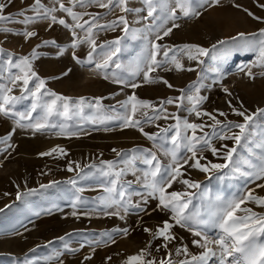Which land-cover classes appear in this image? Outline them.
Wrapping results in <instances>:
<instances>
[{
    "label": "rangeland",
    "instance_id": "374dc122",
    "mask_svg": "<svg viewBox=\"0 0 264 264\" xmlns=\"http://www.w3.org/2000/svg\"><path fill=\"white\" fill-rule=\"evenodd\" d=\"M6 2V0H0ZM66 6H71L69 0H63ZM34 3V0H14V2L5 10V14L11 13L17 20V13ZM42 3L52 6L51 0H42ZM233 3L240 4L242 8H236ZM264 4V0H221V5L207 7L202 10V15L194 18H186L177 10L179 18L175 23L179 28L173 29V32L162 40L155 41V31L147 33L146 25L149 21L142 20L146 16L147 9L143 0H128L127 6L130 9H141V11H130L122 13L119 8H113L111 12L107 9H101L96 6L83 9L74 8V11L100 13L102 15L101 23L115 20L120 15H125L129 21L130 29L136 31V38H133L130 32L127 36L117 27L115 30L99 31L97 43L104 41H113L118 38L121 40V53L118 59L123 64L134 61L142 54L145 46L150 48V41H155L162 47L179 46L185 43L198 44L204 48L210 49L207 56L201 57L202 63L189 61L183 58L185 69L192 68L193 71H165L156 69L150 73L151 77L160 78V82L147 84L143 82L142 73L134 78L132 82L140 84L138 88L122 87L114 84L111 80H105L102 76L96 75L90 71L92 66H81L77 64L70 54H58V46H64L71 41L70 30L64 28L58 23L49 27L48 20L37 19L35 23L24 25L18 22L0 24L13 29L12 32H0V47L5 49V53H12L13 58L29 55L33 49L39 53V57L33 61L34 70L41 78L46 81L45 87L63 96L79 98L102 97V104L108 109L111 106L119 108L118 101H123L128 95L133 93L143 100L150 101L156 108H159L160 102L169 97L175 98L181 95L180 89H186L193 82H201L204 87L201 88L200 95L206 96L199 108L217 116V119H225L234 122H243L242 117L232 113L229 101L232 107L240 108L242 104L249 112H255L257 108H264V76L259 75L260 68L253 67L251 70L256 73L255 78H250L245 73L247 66H251L257 60V53L244 47L245 39L238 36L239 33H245L246 39L252 37L248 34L258 33L259 29L264 28V23L252 19L242 9L247 8L254 15L264 18V8L258 5ZM175 5L173 4V7ZM58 8L59 5L57 4ZM29 16L34 15L31 11L26 13ZM58 19L63 18L68 23H72L71 17L66 13L57 12ZM84 19H90L84 16ZM167 26H171V22ZM26 30L35 31L36 36L25 39L23 33ZM81 36L84 33L77 30ZM148 36L145 40L142 37ZM162 35V32H161ZM236 37V40L232 38ZM56 41V44H43V41ZM228 41L227 44L219 46L220 51H211L212 45L218 41ZM40 47H37V46ZM87 45H81L76 50L77 55L84 59L88 52ZM6 59L4 57H0ZM116 59V58H114ZM162 60V53L157 56ZM169 67H171L169 65ZM114 68V65H113ZM243 69V70H241ZM70 70V71H69ZM112 69H110L111 71ZM67 72V75L62 73ZM6 75V74H5ZM167 80L172 87L169 88L162 81ZM5 81L0 80V83ZM227 88L231 95L223 91ZM13 95H20L19 87L13 89ZM30 99L22 101L17 105L18 110L24 111L30 105ZM187 106V101H185ZM164 107L168 113H176L181 118H186L193 123L212 124L207 116L197 117L194 113L189 114L184 108L178 109L176 104H165ZM88 110H86L87 112ZM150 114L152 109H147ZM228 113L227 117L219 116V112ZM114 114V113H112ZM35 115V114H34ZM73 125L70 131H77L76 136H58L56 132L59 129H50L44 132L33 133L28 129L16 128L11 136L9 143L13 146L6 151H0V264H24L26 259H31L37 264H122L128 256L138 253L145 248L149 242L152 244V256L157 260L165 258L166 252L172 251L173 260L185 259L183 255L176 256L175 248L187 246L192 255H199L203 249L192 243L194 237L191 232L179 226H175L172 231L176 239L169 245L168 249L160 247L164 242L162 238L152 240L149 233L144 228L155 229L163 221H170V214L160 212L157 208V200L150 199L145 205L147 213L129 212L124 218L111 215L105 216L99 209L96 212L90 210L99 204L96 199L105 195L100 186L101 181L106 180L101 173V168H106L101 161H118L116 149L121 153H127L129 156L135 149L155 151L153 141L147 139L144 133L153 134L159 131V127H168L175 123L174 119H160L155 123H144V133L135 128H121L119 121H109L106 125L91 124L81 121L69 122ZM79 124L80 127L75 125ZM159 125V127H157ZM14 127V121L10 117L0 115V137L8 135ZM107 127L108 131H105ZM205 131L210 129L205 128ZM233 131H238L233 129ZM197 135H201L197 130ZM229 135L231 133H228ZM59 145L66 151V155L53 154L51 156H41L40 153L47 152L51 148ZM213 145L220 150V154L213 156L210 150H205L203 155L206 160L201 163L211 161L213 163H224L222 153L225 151L221 146H234L232 140H213ZM5 145L0 144V148ZM254 147V146H253ZM249 152L253 149L249 148ZM190 156L191 153H185ZM162 162H167V158L161 155ZM72 163L74 169L78 163L84 171H68L69 163ZM192 161H189L191 163ZM242 163V161H241ZM95 165L96 167H90ZM122 166V165H120ZM145 165L138 163L137 169H143ZM229 169L221 172L206 174L197 169L184 165L182 171L183 178H189L198 181L201 184L199 189H187L193 192V204L199 206L201 197L208 193L212 198L217 195L231 197L234 194H246L249 190H255V195L264 196V188L257 187L258 184H264V179L251 180L234 173ZM246 170V169H242ZM141 175L137 171L136 176ZM136 176L131 172L124 177V180L131 181L130 191L136 193L145 192L141 182L136 180ZM221 176L223 178H221ZM75 179L76 183L71 184L68 181ZM56 182V183H53ZM41 185H51L48 188H41ZM127 187V185H126ZM29 189L36 191L31 196H25L17 200V192L25 193ZM79 191L87 203L78 205L75 209L78 216H72L73 208L71 199L73 194ZM186 187L179 182L173 183L168 189L171 191L183 192ZM133 201H139V195H133ZM53 205H59L53 208ZM10 206V207H6ZM251 207L257 212H264V208L257 207L255 204L248 203L242 205ZM53 208L51 212L47 211ZM90 212L84 215V212ZM111 211V210H110ZM39 212V215L35 213ZM171 222V221H170ZM128 228V235L121 232H113L115 243H101L99 246L87 243L89 240L99 238L100 234L114 229ZM215 229H209L207 234L209 238L216 235ZM19 234H16V233ZM66 234H72L68 240L69 247L78 248L79 251L69 253L64 250L63 242L59 237H66ZM51 242V243H49ZM84 244L80 248V244ZM95 247V252L92 248ZM160 247V251L156 249ZM35 250V251H32ZM57 251L63 254L57 259ZM86 255H91L90 260H84ZM53 257L48 261L46 257ZM107 257H111L108 260ZM210 264H216L215 258Z\"/></svg>",
    "mask_w": 264,
    "mask_h": 264
},
{
    "label": "snow or ice",
    "instance_id": "6c2138e0",
    "mask_svg": "<svg viewBox=\"0 0 264 264\" xmlns=\"http://www.w3.org/2000/svg\"><path fill=\"white\" fill-rule=\"evenodd\" d=\"M14 2V0H6L0 2V24L10 22H18L24 25L35 23L37 19L48 20L49 27L55 24L62 25L70 30L71 41L64 46H58V54L60 56L70 51L72 59L81 66H92L90 71L96 75L102 76L105 80H111L112 83L121 85L122 87L138 88L140 84L132 82L131 78L137 75H143V82L154 84L160 82V78L151 77L150 73L156 69L165 71H193L192 68L185 69L183 58L186 57L189 61H196L197 64L202 63L201 57L207 56L210 49L204 48L198 44L185 43L179 46L162 47L155 41L162 40L169 36L173 29L179 28L180 25L175 23L179 18L177 10L186 18H194L202 15V10L207 7L221 5V0H143L146 5L147 14L141 17L142 20L149 21L146 30L147 33L155 31V41H150V48L145 46L142 54L134 61L123 64L118 59V54L121 53V40L118 38L113 41H104L97 43V35L99 31L115 30L121 27V30L127 36L130 32L133 38H136V31L130 29L129 21L125 15H120L115 20L101 23L102 15L100 13H90L87 11H74L77 6L87 9L96 6L101 9H107L109 12L113 8H119L122 13L130 11H141V9H130L127 4L128 0H69L71 6H66L63 0H51L52 6L42 3V0H34V3L20 10L17 15L23 19L17 20L11 13L5 14V10ZM59 5L57 8L56 5ZM173 4L175 5L173 7ZM236 8H242L240 4L233 3ZM264 8V4L258 5ZM252 19L264 23V18L254 15L247 8L242 9ZM31 11L34 15L29 16L26 13ZM66 13L71 17L72 23L66 22L65 19L57 17L56 13ZM84 16L90 17L85 20ZM171 22V26H167ZM84 33L83 36L77 31ZM13 29L0 26V32L9 33ZM162 32V35H161ZM25 39H29L37 35L35 31L26 30L23 33ZM252 39H246L245 33H239L240 38L245 39L244 47L250 51L257 53V60L247 66L246 75L250 78H255L256 73L252 72L253 67L260 68L259 75L264 76V28L259 29L258 33L248 34ZM143 39L147 40L148 36L144 35ZM236 40V37L232 38ZM228 41L220 40L217 44L212 45L211 51L217 52L221 49L219 46L227 44ZM43 44H56V41H43ZM81 45L88 46L86 58L82 59L77 55L76 50ZM37 47H40L39 45ZM162 53L163 59L158 60L157 56ZM0 80L5 82L0 83V115L10 117L14 121L12 131L0 137V144L5 145L0 148V151H6L7 148L13 147L9 141L16 128L28 129L33 133L44 132L50 129H59L56 132L58 136H76L77 131H70L73 127L69 122L81 121L91 124L106 125L109 121H119L121 128H135L144 133V123H155L160 119H174L175 123L168 127H159V131L153 134L144 133L147 139L153 141L155 151L135 149L129 156L127 153H121L113 149L117 153L118 161H101L106 168H101V173L107 179L101 181V187L105 195L99 196L96 199L99 201L90 212H96L97 209L105 216H119L124 219L129 212L147 213L145 207L150 199L157 200V209L160 212L169 213L170 221L165 220L156 228H144V231L149 233L152 240L162 238L163 244L160 246L168 249V245L176 239L172 229L179 226L191 232L194 237L192 243L197 245L203 251L199 255H192L188 247L181 246L175 248V255H183L185 259L173 260L172 251L166 252L165 258L157 260L152 256V244L142 248L138 253L128 256L122 261V264H210V261L215 258L216 264H264V212H257L251 207L243 206L248 203L255 204L257 207L264 208V196L255 195L254 189L247 191L246 194H234L233 196L224 197L217 195L212 198L208 193H204L201 197L199 206L193 204L194 193L187 189H199L201 184L198 181L189 178H183L184 172L182 168L188 165L191 168L197 169L200 172L211 174L218 173L224 169H229L234 173H239L241 176L251 180L264 179V108H257L255 112H249L240 105V108L232 107L229 101V106L234 115L242 117L243 122H234L225 119L222 121L217 119V116L201 111L200 104L207 99L206 96L200 95L203 83L197 81L190 84L186 89H180L181 95L175 98L169 97L160 102V107L156 108L150 101L139 99L134 93L128 95L123 101H118L119 108L111 106L108 109L102 104V97H79L73 98L58 94L51 89L45 87L46 81L41 78L37 71L34 70L33 61L39 57L36 49L27 56L13 58L12 53H5V49L0 47ZM116 58V59H114ZM114 65V68H113ZM169 65L171 67H169ZM110 69H112L110 71ZM243 70V69H241ZM70 71V70H69ZM6 74V75H5ZM67 72L62 75H67ZM169 88L172 85L167 81H162ZM19 87L20 95H13V89ZM223 91L228 95L231 93L227 88ZM30 99V105L20 111L17 105L24 100ZM187 101V106H185ZM176 104L178 109L184 108L189 114L194 113L197 117L207 116L212 124L193 123L186 118H181L176 113H168L164 107L165 104ZM152 109L151 114L146 111ZM86 110H88L86 112ZM114 113V114H112ZM35 114V115H34ZM219 116L227 117L228 113L220 111ZM80 127L79 124L75 125ZM205 128L210 131H205ZM236 129L238 131H233ZM108 131L107 127L104 129ZM197 130L201 135H197ZM228 133H231L230 135ZM213 140H232L234 146L228 147L222 145V159L224 163H213L207 161L203 155L205 150H210L213 156L220 154V150L213 145ZM254 146V147H253ZM253 151L249 152L248 149ZM66 155L65 149L59 145L51 148L47 152L40 153L41 156H51L53 154ZM185 153H191L190 156ZM161 155L167 158V162H162ZM189 161H192L189 163ZM242 161V163H241ZM143 164V169H137V164ZM122 165V166H120ZM90 167H96L91 165ZM84 169L76 164V169L72 163L68 165V171ZM246 169V170H242ZM137 171L141 175L136 176ZM131 172L136 176V180L142 183L145 189L143 193H136L129 190L131 181L124 180V177ZM221 178H223L221 176ZM75 184L76 180L68 181ZM182 183L186 190L183 192L171 191L173 183ZM56 183V182H53ZM127 185V187H126ZM51 185H41V188H48ZM257 187L264 188V184H258ZM36 190L29 189L25 193L17 192V200L23 199L25 196H31ZM73 194L71 206L74 209L72 216H78V205L87 203L81 195ZM133 195H139V201H133ZM10 207V206H6ZM59 205H53V208H58ZM53 208L47 211L51 212ZM111 210V211H110ZM4 209H0V212ZM86 211L83 214L89 215ZM39 215L40 213H35ZM215 229L216 235L209 238L207 231ZM121 232L123 235H128L129 229H114L112 232L105 231L100 234L99 238L87 241L89 246H99L101 243H115L113 232ZM16 234H19L18 232ZM66 237H59L63 242V248L69 253L79 251L78 248L69 247L68 240L72 234H66ZM51 243V242H49ZM85 245L80 244V248ZM160 247L156 251H160ZM35 251V250H32ZM95 252V247L92 248ZM63 253L57 251L55 258H59ZM91 255H86L84 260H90ZM50 261L53 257L45 258ZM111 260V257H107ZM24 264H37L36 261L26 259ZM59 264H63L59 260ZM83 264V262H82Z\"/></svg>",
    "mask_w": 264,
    "mask_h": 264
}]
</instances>
